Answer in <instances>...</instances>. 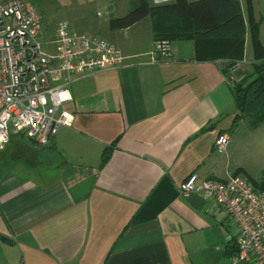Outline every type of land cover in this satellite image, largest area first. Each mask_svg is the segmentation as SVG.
<instances>
[{"label": "crops", "instance_id": "1", "mask_svg": "<svg viewBox=\"0 0 264 264\" xmlns=\"http://www.w3.org/2000/svg\"><path fill=\"white\" fill-rule=\"evenodd\" d=\"M138 27L120 48L128 66L73 80L71 127L46 146L23 134L0 150V264H233L227 213L179 186L238 169L251 180L254 164L261 180L264 122L239 117L229 42L177 41L175 62L148 64L152 21L123 31ZM244 42L245 56L248 28ZM221 134L229 143L218 151Z\"/></svg>", "mask_w": 264, "mask_h": 264}, {"label": "built area", "instance_id": "2", "mask_svg": "<svg viewBox=\"0 0 264 264\" xmlns=\"http://www.w3.org/2000/svg\"><path fill=\"white\" fill-rule=\"evenodd\" d=\"M43 34L36 6L0 0V150L19 134L48 145L61 127L72 126L74 117L65 105L73 100L69 87L75 78L128 66V58L116 46L76 32L67 22H59L49 40H42ZM176 53L174 42L157 41L147 63L175 62ZM246 78L243 61L232 62L228 83L235 86ZM228 143V134L219 135L216 150L223 151ZM179 191L185 196L202 193L227 213L236 229L227 234L236 249L233 264H264V190L241 174H230L226 180L193 174Z\"/></svg>", "mask_w": 264, "mask_h": 264}, {"label": "trees", "instance_id": "3", "mask_svg": "<svg viewBox=\"0 0 264 264\" xmlns=\"http://www.w3.org/2000/svg\"><path fill=\"white\" fill-rule=\"evenodd\" d=\"M246 6L256 62L252 75L233 86V93L241 113L239 117L249 118L251 125L257 127L264 122V46L259 38L261 20L255 17L253 0H246ZM144 19L152 21L156 41L229 42L227 58L232 60L229 66L244 58L247 25L239 0H172L156 6L139 0L126 16L112 18L109 28L112 31L126 30ZM110 152V147L103 152V163L107 162ZM241 171L238 169L236 174ZM251 180L257 188L264 190V176L259 181Z\"/></svg>", "mask_w": 264, "mask_h": 264}, {"label": "rangeland", "instance_id": "4", "mask_svg": "<svg viewBox=\"0 0 264 264\" xmlns=\"http://www.w3.org/2000/svg\"><path fill=\"white\" fill-rule=\"evenodd\" d=\"M32 3L40 12L44 34L42 40H49L54 36L56 27L59 22H67L70 27L79 33L86 34L91 37H98L106 40L117 48H127L126 43L136 36L140 27L130 32L123 30L112 31L109 28V22L112 18H122L129 14L138 4L139 0H24ZM149 5L156 6L158 4H168L172 1L167 0H146ZM257 4L258 16L262 20L259 32L262 30L261 43L264 41V0H255ZM254 5V4H253ZM255 10V7H254ZM143 25L149 26V20ZM249 31V47L243 60L246 67L247 76L254 59V51L251 39V30L247 25ZM144 31V37L146 35ZM264 44V43H263ZM250 75H252L250 73ZM228 79V76H227ZM250 121V120H249ZM250 124V123H249ZM264 125V124H262ZM242 127H250L243 125ZM264 127V126H262ZM21 135V134H19ZM17 135V137H19ZM20 139V138H19ZM261 164H254L253 178L258 180L262 175ZM264 175V174H263Z\"/></svg>", "mask_w": 264, "mask_h": 264}]
</instances>
